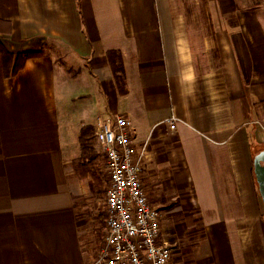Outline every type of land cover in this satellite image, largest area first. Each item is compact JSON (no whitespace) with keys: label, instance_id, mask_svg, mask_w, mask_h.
<instances>
[{"label":"crops","instance_id":"crops-1","mask_svg":"<svg viewBox=\"0 0 264 264\" xmlns=\"http://www.w3.org/2000/svg\"><path fill=\"white\" fill-rule=\"evenodd\" d=\"M202 1L204 15L186 0H0L3 46L41 52L10 77L0 54V264H90L93 184L73 164L81 130L116 115L180 210L178 238L161 235L171 264H264V11ZM210 49L219 77L201 80Z\"/></svg>","mask_w":264,"mask_h":264},{"label":"built area","instance_id":"built-area-1","mask_svg":"<svg viewBox=\"0 0 264 264\" xmlns=\"http://www.w3.org/2000/svg\"><path fill=\"white\" fill-rule=\"evenodd\" d=\"M174 117L166 122L175 128ZM94 140L105 158V235L90 264H171L172 248L162 241L161 211L148 198L144 181L146 141L136 144L124 115L97 118Z\"/></svg>","mask_w":264,"mask_h":264},{"label":"rangeland","instance_id":"rangeland-1","mask_svg":"<svg viewBox=\"0 0 264 264\" xmlns=\"http://www.w3.org/2000/svg\"><path fill=\"white\" fill-rule=\"evenodd\" d=\"M185 8L187 11H199L201 14L205 13V4L204 1L198 0L196 3L195 0H186ZM235 8L237 10H255V11H264V0H235ZM199 25L201 27H208V22L206 17L202 20H199ZM5 26V25H4ZM6 27H0V33H3L2 30H6ZM2 36H0V43H2ZM7 50V49H6ZM216 49L212 50H204L200 51V56L196 58V61H198L200 64L196 66L197 72L200 74V79L204 80L208 73H215L216 75H210L207 76L209 78H218V66H219V60L218 56L216 54ZM12 53V52H11ZM19 53V52H18ZM18 53H12V54H18ZM220 72V71H219ZM204 75V76H203ZM200 80V81H201ZM218 80V79H217ZM218 83V81H217ZM215 85V84H214ZM218 88L221 87V82L217 84ZM91 145L94 149L95 154L97 155V158L94 160L96 164V169L98 173L99 178V186L98 188L95 186L93 179L90 178L93 184V192H92V198H91V204L90 207H86L85 210L89 211L88 214L91 217V224H92V231L89 236L90 239V246L92 248V257H91V263L99 256V251L103 243L105 231H104V199H105V193L106 189L108 187V170L106 168V162L105 158L100 152V149L94 140V131L91 134L90 138ZM147 165V164H145ZM144 175V183L145 188L147 191L148 198L152 204H154L156 207H158L161 210L162 217H161V230L162 232H167L168 237L170 240H174L178 238L182 225L180 223V210L178 207H176L174 210H168L165 212L166 209H169V196H166V193L163 189V186L161 183H159L158 180L160 178H157L155 174L152 176L148 175L147 166H144L143 170ZM154 177V178H153ZM157 184H160L158 186H155ZM101 223L100 226H98V222ZM176 247H179L178 242H176Z\"/></svg>","mask_w":264,"mask_h":264},{"label":"trees","instance_id":"trees-1","mask_svg":"<svg viewBox=\"0 0 264 264\" xmlns=\"http://www.w3.org/2000/svg\"><path fill=\"white\" fill-rule=\"evenodd\" d=\"M0 21V27H6L9 32V24L5 25ZM3 31V30H2ZM0 54L2 58L3 70L6 77L14 76L23 66L24 61L28 58L38 57L41 52H20L18 54H12L0 43ZM109 62L121 93L125 92L124 83V70L122 65L121 55L112 51L109 53ZM93 130L90 127H84L79 136V142L81 146L82 154L74 162L73 167L75 173L79 179L91 178L94 181L95 186L98 188L100 182L98 178V171L94 160L97 155L91 145L90 138ZM100 187V186H99ZM99 189V188H98ZM105 218V216H104Z\"/></svg>","mask_w":264,"mask_h":264},{"label":"water","instance_id":"water-1","mask_svg":"<svg viewBox=\"0 0 264 264\" xmlns=\"http://www.w3.org/2000/svg\"><path fill=\"white\" fill-rule=\"evenodd\" d=\"M253 172L258 185L259 194L264 203V151L254 157Z\"/></svg>","mask_w":264,"mask_h":264}]
</instances>
